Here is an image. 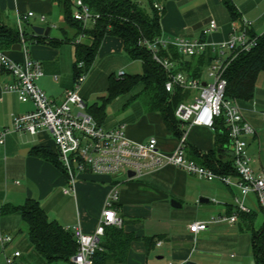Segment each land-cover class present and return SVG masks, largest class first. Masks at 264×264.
<instances>
[{
  "label": "crops",
  "instance_id": "obj_1",
  "mask_svg": "<svg viewBox=\"0 0 264 264\" xmlns=\"http://www.w3.org/2000/svg\"><path fill=\"white\" fill-rule=\"evenodd\" d=\"M232 2L240 19L252 22L251 31L255 35L259 36L264 33V0H232ZM154 4L163 8L160 18L162 40L203 38V32L213 20L217 29L204 38L210 43H220L229 38L232 23L235 22L231 20L221 0H156ZM139 5L142 6V3ZM144 7L149 8L148 4ZM28 13H33V16L21 22L23 32L28 37L34 38L27 41V53L11 49H0V51L15 62H23L26 56L38 61L41 64L43 77L37 81V86L50 99L59 102L63 98V93L74 86L75 47L73 43L64 42L54 46L47 42L48 40L61 42L64 37L62 29H65L60 9L52 0H0V23L8 28L17 29V16H24ZM41 17H44V20H41ZM33 27L49 28L48 36H37L32 31ZM71 35L72 31L68 33V36ZM37 38L45 40L41 42L37 41ZM123 53L121 41L107 36L102 41L95 60L102 56L113 54L120 56ZM89 72L90 70L83 85L88 79ZM13 82L11 75L5 72L0 73V132L4 129L10 130L5 137L4 144L0 146V208L5 204L21 206L27 199H34L39 202L49 220L52 218L53 221L70 231L74 227H79L85 234L93 233L112 190V181H119L117 178L108 176L90 173L77 174L74 192L69 195L63 194L62 190L67 185L64 173L31 153L35 148H48L55 152L49 132L41 130L36 135H30L23 131H11L12 120L15 116H21L33 110L32 103H22L15 93L5 90L6 86ZM83 85L79 93L88 106ZM262 99H264L263 73L257 78L253 100L240 105L243 117L253 128L257 122L264 126L262 118L264 112L258 110ZM127 102L128 100L124 106H130V110H127L128 112L120 120L107 124L108 120L104 118L102 126L105 129H113L123 125L129 140L144 143L150 138H155L161 152L166 155L172 154L179 146V138L166 128L162 116L156 112L146 111L139 101L130 103L131 105ZM182 129L184 130L183 135L186 136L184 149L187 158L199 163L197 156L201 157L211 151H214L215 157L219 160L231 158L230 146L219 151L216 149V136L213 130L200 127L188 129L186 126H182ZM246 141L251 167L256 174H259L264 171V161L257 160L254 155L257 150H260L257 132L255 136L248 137ZM23 149H27V153L19 154ZM118 189L119 200L116 207L118 215L124 219L122 227L124 231L134 233L139 238L131 244L126 264H186V262L255 264L251 248L252 233L245 229L244 223L239 218L233 225L208 224L207 230L197 234L195 238L190 234L188 227L195 222L209 223L211 220L201 218L190 221L182 227H176L177 231L170 237L161 236L162 239L156 242L154 247H161L158 251L160 256L156 259L148 257L154 247L147 252L144 243L140 240V238L158 235L148 236L140 232V220L136 215V212L140 210L135 209H140L139 205L167 200L170 202L175 200L180 205L184 201L193 200H198L199 203H209L208 198H210L221 202L214 201V204L224 205L221 209V212L225 213L224 216H231L236 213L235 200L239 198L237 188L226 186L219 181H205L175 167L165 166L146 173L138 180L127 181L125 179L119 182ZM80 201L82 205L78 209ZM71 205L74 209H71ZM218 215L222 216L221 213ZM223 224L230 231L238 229L242 232L245 229L250 231V235L235 232L222 233L220 229ZM0 234L11 236L10 244L14 243L17 236L25 234L24 237L27 238L29 249L33 254L30 256L33 264H47L29 242L26 227L18 213L0 216ZM201 241L203 243H200ZM195 243L197 247L194 250ZM225 247L229 250L222 249ZM14 252H20V250ZM3 254L0 252V264L4 263ZM162 255L165 256L164 259ZM24 262L23 254L20 252L14 264ZM58 264L74 263L70 259L68 262Z\"/></svg>",
  "mask_w": 264,
  "mask_h": 264
},
{
  "label": "built area",
  "instance_id": "obj_2",
  "mask_svg": "<svg viewBox=\"0 0 264 264\" xmlns=\"http://www.w3.org/2000/svg\"><path fill=\"white\" fill-rule=\"evenodd\" d=\"M73 18L85 23L88 19L95 21L82 0H72ZM159 14L163 12L160 5L154 4ZM33 13L17 16V29L20 34L21 50L27 53V40L23 36L21 22ZM44 20V17H41ZM252 22L240 19L232 23L229 38L220 43H210L204 37L216 31L217 25L211 20L203 32V38L187 40L177 38L174 41L155 40L153 43L144 41L153 54V59L168 73L169 77L164 87L166 92L182 89L193 95L180 103L175 110V116L182 126L200 127L214 131L218 120L228 133L229 145L232 148L231 159L236 172L234 181L231 175H221L186 157L184 144L186 136L179 139V146L169 155L161 152L155 138L144 143L129 140L124 132V126L105 129L87 112V105L82 99L79 89L85 82L87 70L84 62H77V76L74 86L63 93V98L57 102L50 99L38 86L37 81L43 77L41 64L26 56L23 62H15L0 51V73H7L14 79L6 86L7 92L15 93L22 103L30 102L33 110L12 120L11 131H23L36 135L39 131H48L54 144L55 153L67 178V185L62 192L69 195L74 192L77 174H95L117 178L125 176L127 181L141 179L146 173L165 166L175 167L188 175L196 176L205 181H219L226 186L237 188L239 198L235 200L236 213L231 216H221L208 222H195L188 227L193 238L207 230L208 224H236L237 213H249L245 200L249 194H254L264 213V171L256 174L251 167L246 139L256 135L251 124L243 117L240 105L235 100L225 97L226 82L223 72L237 52H249L257 44V37L251 36ZM80 41V39H79ZM174 46L184 58L201 56L209 53L211 63L206 67L208 76L213 79L207 83L197 78H190L179 71V66L157 56L159 47ZM124 74L121 72L119 77ZM203 83L205 85H203ZM264 120V114H262ZM9 129L0 132V146L4 144ZM128 172L134 174L128 177ZM119 182L112 181V190L104 204L98 224L91 234H85L79 227L71 231L77 242L76 254L71 258L74 264H94L93 256L99 250V243L106 227H122V219L118 215L116 204L119 200ZM12 242L9 235L0 234V246L5 247ZM20 252L5 256L4 264H14ZM172 264V263H170Z\"/></svg>",
  "mask_w": 264,
  "mask_h": 264
},
{
  "label": "trees",
  "instance_id": "obj_3",
  "mask_svg": "<svg viewBox=\"0 0 264 264\" xmlns=\"http://www.w3.org/2000/svg\"><path fill=\"white\" fill-rule=\"evenodd\" d=\"M156 0H147L148 9L134 0H82L93 17H97L91 29H86L84 23L73 18L72 0H52L61 12L65 29L63 40L56 42L48 40V44L57 46L60 43H73L75 47L74 76H77V62H84L87 73L94 63L98 49L105 37H115L122 43L124 53L131 59L140 61L142 75H129L109 79L107 96L103 97L102 104L87 106V112L99 125L105 118L104 109L107 103L117 97L135 91L127 104L141 102L148 112L159 113L166 128L177 138L184 134L181 123L175 116L178 105L191 96L189 91L174 89L166 92L165 83L168 73L153 59L152 52L143 45V42L153 43L161 38L160 18L154 7ZM232 21H239L240 17L232 0H221ZM72 31L73 34L68 36ZM251 36L257 37L256 46L249 52H237L223 72L226 82L225 97L235 100L239 105L249 103L254 96L257 76L264 72V33L257 36L250 31ZM24 38L33 40L23 32ZM80 39V41H77ZM45 39L37 38L43 42ZM20 42L18 29H11L0 23V49H11ZM157 56L160 60L175 63L179 71L190 78L200 79L206 67L211 63L209 53L201 56L184 58L177 49L168 45L159 47ZM216 149L219 151L229 145L228 133L221 120L214 128ZM31 153L64 172L58 156L48 148H35ZM214 151L197 156V161L215 173L236 176L232 159L219 160ZM18 213L27 230L29 242L33 248L46 260L47 264L68 262L77 252V242L72 231L63 228L59 223L49 220L46 212L34 199H27L21 206L5 204L0 208V216ZM244 227L250 230L252 255L255 264H264V227L261 230L253 229L254 212L237 213ZM122 219V218H121ZM124 219H122L123 222ZM161 236L140 238L145 250L149 252ZM139 240L134 233L124 231L123 227H106L99 243V250L93 256L94 264H126L129 249L134 241Z\"/></svg>",
  "mask_w": 264,
  "mask_h": 264
},
{
  "label": "rangeland",
  "instance_id": "obj_4",
  "mask_svg": "<svg viewBox=\"0 0 264 264\" xmlns=\"http://www.w3.org/2000/svg\"><path fill=\"white\" fill-rule=\"evenodd\" d=\"M134 1L138 2L139 4L142 3V7H144L145 5L147 6L148 4L147 0ZM93 24V20L88 19L84 23V26L86 29H91L93 27ZM57 25L59 27V24ZM89 70L90 72L88 79L84 85L82 84L84 87V92L86 93L85 98L87 100L88 107L92 106L94 103L98 105L102 104V98L107 96L109 79H118L121 72L124 74L122 77L143 74V69L140 61L131 60L125 53L120 56L115 54L111 56H102L100 57V59L94 60V63ZM261 73L264 74V72H260L259 74ZM202 80L207 83L213 82V79L208 76L206 70H204L203 72ZM134 93H136V90L131 91L130 94L117 97L116 99L106 104L104 114L106 121L108 120L107 124L120 120L124 116V114L130 110V106L125 107L124 105L126 104V100H128ZM189 93L191 94L190 97H192L193 94L191 92ZM258 110L264 112V99H262ZM254 129L257 132V137L260 142V150H257L254 155L257 160L261 159L262 161H264V126L260 122H257ZM117 180L119 182L124 181L125 176H119L117 177ZM232 181H234V178L232 179ZM247 198L248 199L246 200V205L251 211L255 213L253 228L256 231L261 230L264 227V213L261 210L254 194H249ZM208 200L209 203H199L198 200L184 201L183 204H181L180 208H172L170 206V200L154 202L146 205H139L140 209L135 208L136 211L140 210L139 212H136V215L140 220L139 230L141 233L148 236L158 235L170 237L171 234L177 231L176 227H182L190 221L198 220L201 218H205L207 220L217 219L219 217L218 213H221L224 217V211L221 212V209L224 208V205L214 204V201L217 203H221L216 199L212 200L208 198ZM81 205L82 204L80 201L78 209L81 208ZM71 209H74L72 205ZM50 220H52V218H50ZM222 226L223 227H221L220 232L225 234L235 232L237 234L250 235V231H247L245 229L242 232H240L238 229L235 231H230V229L226 228L224 224ZM24 235L21 234L17 236L14 243L10 244L9 246L7 245V247L0 246V252H2V254L4 253L3 260L5 259V256L12 255L15 250H20V252L23 254V260L25 261L21 264H33L32 260L30 259V256H32L33 254L29 249L27 238L24 237ZM200 243L203 242L201 241ZM195 244L193 246L194 250L197 247V244ZM222 249L229 250L226 247ZM159 250H161V247H154L153 250L149 252L148 257L150 259H156L160 256V254L158 253ZM164 258L165 256H163V259Z\"/></svg>",
  "mask_w": 264,
  "mask_h": 264
},
{
  "label": "water",
  "instance_id": "obj_5",
  "mask_svg": "<svg viewBox=\"0 0 264 264\" xmlns=\"http://www.w3.org/2000/svg\"><path fill=\"white\" fill-rule=\"evenodd\" d=\"M32 31L37 36H45V37H47L48 34H49V28L33 27L32 28ZM11 50H13V51H21L20 44L13 45L11 47ZM203 85H205V84L203 83ZM230 150L232 151V148L231 147H230ZM27 151H28L27 149L20 150L19 154L25 155L27 153ZM230 156H232V153H230ZM133 176H134V174L132 172H128V177H133ZM201 201L206 202L207 200H201ZM170 204H171V206L173 208H180L181 207V205L178 202H176L175 200H171ZM186 264H195V263H193V262H186Z\"/></svg>",
  "mask_w": 264,
  "mask_h": 264
}]
</instances>
